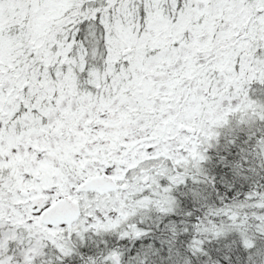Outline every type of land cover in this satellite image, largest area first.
Masks as SVG:
<instances>
[{"label":"snow or ice","instance_id":"obj_1","mask_svg":"<svg viewBox=\"0 0 264 264\" xmlns=\"http://www.w3.org/2000/svg\"><path fill=\"white\" fill-rule=\"evenodd\" d=\"M0 264H264V0H0Z\"/></svg>","mask_w":264,"mask_h":264}]
</instances>
